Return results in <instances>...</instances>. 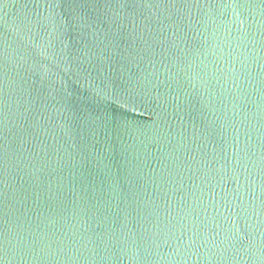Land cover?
Returning a JSON list of instances; mask_svg holds the SVG:
<instances>
[{
  "label": "water",
  "instance_id": "water-1",
  "mask_svg": "<svg viewBox=\"0 0 264 264\" xmlns=\"http://www.w3.org/2000/svg\"><path fill=\"white\" fill-rule=\"evenodd\" d=\"M0 264H264V0H0Z\"/></svg>",
  "mask_w": 264,
  "mask_h": 264
}]
</instances>
